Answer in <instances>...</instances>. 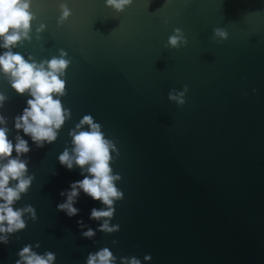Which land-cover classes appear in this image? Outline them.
Returning <instances> with one entry per match:
<instances>
[{"label":"water","instance_id":"obj_1","mask_svg":"<svg viewBox=\"0 0 264 264\" xmlns=\"http://www.w3.org/2000/svg\"><path fill=\"white\" fill-rule=\"evenodd\" d=\"M61 4L72 12L63 23ZM30 11L29 38L10 50L45 69L67 53L65 95L54 99L71 118L55 142L37 147L15 128L32 97L16 93L0 69V127L13 145L17 134L28 141L21 159L34 177L13 207L31 205L37 214L33 220L24 212L27 227L0 242V264H16L29 244L39 255L55 253L50 264H86L105 247L112 264L132 257L141 264H264V0H133L123 12L106 0H31ZM177 28L187 44L166 47ZM217 28L226 40L215 37ZM185 86L183 105L169 99ZM85 115L119 151L111 167L124 197L99 221L89 218L91 209L108 206L82 190L78 215L57 208L66 200L60 193L84 178L58 157L65 148L71 153L69 133ZM80 220L94 237L82 235ZM105 221L119 231H99Z\"/></svg>","mask_w":264,"mask_h":264},{"label":"clouds","instance_id":"obj_2","mask_svg":"<svg viewBox=\"0 0 264 264\" xmlns=\"http://www.w3.org/2000/svg\"><path fill=\"white\" fill-rule=\"evenodd\" d=\"M133 0H106V6L114 8L117 12H123L127 6H131ZM31 0H0V38L3 39V47L9 49L0 55V69L12 78L11 87L16 93L24 95L30 94L31 99L27 100V107L24 108L22 115L15 117V128L20 130L37 147H44L45 142L51 144L58 138L59 130L65 124L66 119L71 118V111L66 110L60 99H54L55 95L64 96L66 81L60 79V74L65 73L70 61L64 59L67 53L61 50L60 58H52L47 61V69L29 62L19 53H14L10 49L18 44L22 39L29 38V32L34 19L30 11ZM62 16L60 22L67 20L72 12L67 4H61ZM215 37L222 40L228 38V33L220 28L214 29ZM187 44L180 28L175 29V34L168 39L167 46L179 48L181 43ZM188 91L185 86L184 91L169 93V99L180 105L185 103V94ZM6 97L0 94V107ZM68 115L66 117L65 112ZM0 124H6V119L0 115ZM87 126V129L85 128ZM9 129L0 127V161L7 160V163L0 164V233L5 235L0 237V242L7 244L9 234H14L27 227L22 219L24 212H31L32 219H37L36 210L31 205L23 209H16L13 205L21 199V193L26 194L33 183V176H27L29 171L27 159H21L24 154L31 151L29 143L22 136L17 134L16 143L9 139ZM69 135L72 137L74 147L71 153L67 148L59 155L61 165L72 170L78 166L84 175L82 180L71 184L69 191H62L61 196H66L63 203L57 205L59 211L65 212L69 217L79 214L80 209L75 205L78 202L81 190L87 196L96 201H101L107 205L106 210L92 208L90 219L99 221L105 217H112L116 209L113 207L114 200L123 199L124 193L116 186V181L121 180L119 174H113L111 164L113 162L112 152L119 151L113 141L105 137L102 126L95 122L91 115H85L76 125L75 130H71ZM13 152L16 156L13 157ZM87 169L85 174L84 169ZM15 180L18 183L10 187V183ZM80 227L86 228L83 220L77 221ZM99 231H119V225L114 228L109 227L108 221L99 225ZM82 235L92 238L96 235V230L87 227ZM39 243L36 247H39ZM31 244L24 246L18 253L19 259L16 264H50L56 260L53 252L39 255L33 252ZM115 257L108 248H103L96 253H89L86 264H112ZM150 261V255L144 257ZM124 264H141V260L132 257L122 258Z\"/></svg>","mask_w":264,"mask_h":264}]
</instances>
